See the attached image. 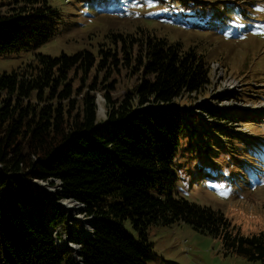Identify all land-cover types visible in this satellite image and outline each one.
Segmentation results:
<instances>
[{
	"label": "trees",
	"instance_id": "1",
	"mask_svg": "<svg viewBox=\"0 0 264 264\" xmlns=\"http://www.w3.org/2000/svg\"><path fill=\"white\" fill-rule=\"evenodd\" d=\"M1 3L0 55L56 34L58 12L48 0ZM118 37L119 51L102 44L97 52H37L0 72V264H76L73 250L57 248L52 235L51 229H66L67 218L47 188L56 183L57 199H76L96 218L92 235H69L80 244L82 264H147L148 229L175 222L218 238L224 255L264 264V228L244 234L220 209L189 199L174 167L184 150L211 161L221 136L254 145L175 102L210 83L209 61L146 30ZM119 64L140 77L116 100L107 79ZM97 91L106 112L101 123ZM125 219L136 237L127 233Z\"/></svg>",
	"mask_w": 264,
	"mask_h": 264
},
{
	"label": "rangeland",
	"instance_id": "2",
	"mask_svg": "<svg viewBox=\"0 0 264 264\" xmlns=\"http://www.w3.org/2000/svg\"><path fill=\"white\" fill-rule=\"evenodd\" d=\"M2 1L0 10H4V4L8 3ZM48 1L58 12L56 34L36 47H21L0 55V72L33 60L37 52L50 55L80 49L97 52L102 44L114 46V50L119 51L118 35L142 30L177 41L183 49L193 48L203 54L209 63H218V67L210 66V83L205 89L200 93L184 94L175 102L189 106L210 123L224 126L231 136L247 135L254 145L247 147L244 142L229 141L221 136L215 140L211 161L202 158L205 155L198 156L184 150L177 162L174 161V167L183 184L181 190L189 199L220 209L244 234L262 230L264 0ZM113 71L107 82H113L110 95L119 100L139 81L140 74L132 73L135 69L130 67L124 69L121 64ZM98 75L101 77L100 73ZM96 95L97 110L99 104L103 108V112L97 114L98 122H105L102 91H97ZM239 116L240 121H237ZM199 167L212 172L199 170ZM37 183L47 184L42 180ZM59 186L56 183L47 188L51 192L56 190L57 195ZM75 205L76 209L71 211L64 207L69 217L65 221L66 229H57L55 235L52 232L57 248L58 240H62L64 234L68 240L74 230L87 236L84 233L91 227L88 225L91 216L84 214L81 204ZM124 227L128 234L137 236L129 219L124 220ZM148 238L153 245L147 264H261L258 260L250 261L234 254L224 255L218 238L183 222L153 225L148 229Z\"/></svg>",
	"mask_w": 264,
	"mask_h": 264
},
{
	"label": "bare ground",
	"instance_id": "3",
	"mask_svg": "<svg viewBox=\"0 0 264 264\" xmlns=\"http://www.w3.org/2000/svg\"><path fill=\"white\" fill-rule=\"evenodd\" d=\"M210 66L212 68L218 67V63L210 62ZM102 112H103V108H102L101 104H99V107H98V110H97V114L102 113ZM73 200L75 201V203L72 202L71 200H62V203L70 211L76 209V205L75 204H78V205L81 204L83 206V209H84L85 204H83L80 201H77L76 199H73ZM85 220H87V219L85 218ZM88 222H89L88 225H91V227L89 228V230H87V232L84 233V235H92V232H93L92 230L94 229V226H95V221L94 220H88ZM51 230H52V232H53L54 235L57 233V229H51ZM75 244H76L77 247H80V244H78V243H75ZM66 247H68V246H67V240H66L65 234H64L63 239L62 240H58V248L60 250H64Z\"/></svg>",
	"mask_w": 264,
	"mask_h": 264
},
{
	"label": "water",
	"instance_id": "4",
	"mask_svg": "<svg viewBox=\"0 0 264 264\" xmlns=\"http://www.w3.org/2000/svg\"><path fill=\"white\" fill-rule=\"evenodd\" d=\"M37 182H38V180H33L32 181V184H38ZM51 193L53 195V203H60L63 207L67 208L66 206H64V204L62 203V201L59 202L58 200H56L57 199L56 198V190H55V192H51ZM66 199L67 200L74 201L72 198H66ZM66 219H69V217L67 216ZM91 220H94L95 221L96 218H94L92 216ZM67 237H66L67 246L70 247L73 250V256H74V259H75L76 264H82V259L80 258L79 254H78L80 248L77 247L76 244H73L70 241H68Z\"/></svg>",
	"mask_w": 264,
	"mask_h": 264
}]
</instances>
